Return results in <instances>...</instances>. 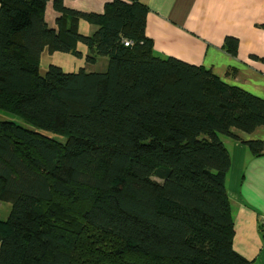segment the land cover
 Masks as SVG:
<instances>
[{"label":"trees","instance_id":"trees-1","mask_svg":"<svg viewBox=\"0 0 264 264\" xmlns=\"http://www.w3.org/2000/svg\"><path fill=\"white\" fill-rule=\"evenodd\" d=\"M46 3L0 0V202L11 203L0 264H251L233 246L223 137L264 125V98L156 55L141 0L101 13L53 0L55 28ZM79 44L104 69L40 73L43 51L79 55ZM238 48L225 37L226 52ZM243 141L263 154L261 140Z\"/></svg>","mask_w":264,"mask_h":264},{"label":"crops","instance_id":"crops-1","mask_svg":"<svg viewBox=\"0 0 264 264\" xmlns=\"http://www.w3.org/2000/svg\"><path fill=\"white\" fill-rule=\"evenodd\" d=\"M49 1L45 19L55 28L60 13L54 9L53 0ZM110 1L64 0V5L78 11L101 13ZM141 1L149 7L146 30L153 39L156 55H173L203 65L228 84L264 98V62L253 57H264V0ZM95 28L91 24L87 34ZM226 36L239 39L237 56L223 49ZM102 59L106 63L107 58ZM231 67L233 71L229 73ZM235 132L242 139L225 138L231 153L227 191L235 212L237 239L233 246L251 264H264V240L259 230L264 220V125L251 133ZM253 139L263 142L262 155H254L243 141Z\"/></svg>","mask_w":264,"mask_h":264},{"label":"rangeland","instance_id":"rangeland-1","mask_svg":"<svg viewBox=\"0 0 264 264\" xmlns=\"http://www.w3.org/2000/svg\"><path fill=\"white\" fill-rule=\"evenodd\" d=\"M49 0L47 1L48 6H49ZM46 3V5H47ZM52 3V1H51ZM91 24L83 21L80 23V31L84 34L89 33V28H90ZM81 51V53L78 55L76 53L72 52H52L50 53L47 49L45 51L42 52L41 54V59H40V68L39 71L41 74H44L48 65L50 63H55L60 65L65 71H77L79 70L81 67H85L86 69H94V70H102L104 69L103 67L106 65L104 63V60L102 59V57H99V59L96 61V63L94 64H90L89 62H86V54L88 53L87 47L83 44H79L77 51ZM79 51V52H80ZM4 114L3 116L6 117L5 119L8 120H12L18 124H21L23 126L32 128L31 125H29L28 123H26L23 119H20L18 117H15L11 114L8 113H2ZM6 114V115H5ZM224 139L226 137H223ZM226 143V142H225ZM227 145V143H226ZM231 171V168H230ZM229 171V173H230ZM229 177V174H228ZM228 177H227V181H226V185L227 188L229 189V185H228ZM11 209V203L10 202H6V201H1L0 202V219H6L9 215ZM234 210H233V215H234ZM260 230V228H259ZM262 235V233H261ZM263 237V236H262ZM236 235H234V241H235ZM249 259V258H248Z\"/></svg>","mask_w":264,"mask_h":264},{"label":"built area","instance_id":"built-area-1","mask_svg":"<svg viewBox=\"0 0 264 264\" xmlns=\"http://www.w3.org/2000/svg\"><path fill=\"white\" fill-rule=\"evenodd\" d=\"M125 43V45H129L130 43H131V41H129V40H126V41H124Z\"/></svg>","mask_w":264,"mask_h":264}]
</instances>
